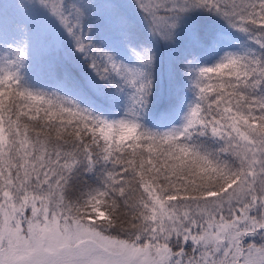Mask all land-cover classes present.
Returning a JSON list of instances; mask_svg holds the SVG:
<instances>
[{
	"label": "snow or ice",
	"instance_id": "snow-or-ice-1",
	"mask_svg": "<svg viewBox=\"0 0 264 264\" xmlns=\"http://www.w3.org/2000/svg\"><path fill=\"white\" fill-rule=\"evenodd\" d=\"M0 264H264V0H0Z\"/></svg>",
	"mask_w": 264,
	"mask_h": 264
}]
</instances>
